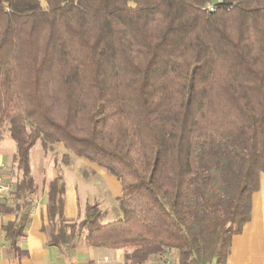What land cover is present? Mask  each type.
Here are the masks:
<instances>
[{"label":"trees","instance_id":"1","mask_svg":"<svg viewBox=\"0 0 264 264\" xmlns=\"http://www.w3.org/2000/svg\"><path fill=\"white\" fill-rule=\"evenodd\" d=\"M213 2V11L204 6ZM15 142L10 243L30 221V149L62 145L120 185L121 216L64 214L47 182V244L177 249L224 264L264 184V0H0V140ZM55 153V152H54Z\"/></svg>","mask_w":264,"mask_h":264},{"label":"crops","instance_id":"2","mask_svg":"<svg viewBox=\"0 0 264 264\" xmlns=\"http://www.w3.org/2000/svg\"><path fill=\"white\" fill-rule=\"evenodd\" d=\"M56 147L64 150L62 145ZM14 152L15 142L5 132L0 140V180L3 182H13L16 179L15 174H12ZM54 152H46L40 142L30 149V169L36 187L32 195L30 221L24 235L17 240V250L12 247L5 226L11 222L17 223L20 215L17 211L0 210V264H126L122 248L93 247L82 238L75 240L71 248L47 244V233L44 230L48 226L47 182L60 175L55 172V168L62 164ZM97 167L98 172L107 176L110 185L115 189V195L119 197L120 185L118 189L110 174L106 175L102 168ZM83 173L89 175L87 171ZM63 179L66 187L63 214L68 221H76L82 218L85 209L80 204L78 183H68ZM3 201L0 198V203H4ZM142 264H179V251L172 249L152 255ZM224 264H264L263 183L252 195L250 220L244 224L240 233L232 236L231 252Z\"/></svg>","mask_w":264,"mask_h":264},{"label":"rangeland","instance_id":"3","mask_svg":"<svg viewBox=\"0 0 264 264\" xmlns=\"http://www.w3.org/2000/svg\"><path fill=\"white\" fill-rule=\"evenodd\" d=\"M38 146V144L36 145ZM65 150L55 148L54 155L60 160V165L55 168L66 182L70 181L78 183V190L81 194V205L85 207L87 204L98 203L101 210L104 212L102 219L103 223H108L118 219L121 216V211L118 205V196L115 195V189L110 185L107 176L102 175L97 170V165L92 164L84 159H79L77 156L70 154V159L67 164L62 161V154ZM83 171H87L89 175H83ZM106 175H109L107 172ZM115 181V185L119 189V182L114 175H110ZM80 184V185H79ZM76 186V187H77Z\"/></svg>","mask_w":264,"mask_h":264},{"label":"built area","instance_id":"4","mask_svg":"<svg viewBox=\"0 0 264 264\" xmlns=\"http://www.w3.org/2000/svg\"><path fill=\"white\" fill-rule=\"evenodd\" d=\"M222 0H216V2H221ZM215 4L213 2H207L204 6V9L207 11H213ZM12 182H3L0 180V198L8 201H13L12 193Z\"/></svg>","mask_w":264,"mask_h":264}]
</instances>
